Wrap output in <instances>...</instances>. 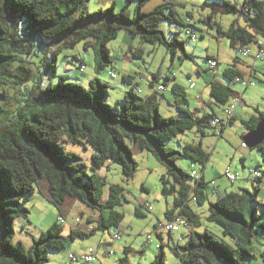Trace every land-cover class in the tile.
<instances>
[{"label":"trees","instance_id":"trees-1","mask_svg":"<svg viewBox=\"0 0 264 264\" xmlns=\"http://www.w3.org/2000/svg\"><path fill=\"white\" fill-rule=\"evenodd\" d=\"M87 1L0 0V100H4L0 101V264H43L49 250L65 247L67 238L58 220L33 239L28 250L21 242H12V223L17 217H27L24 203L40 180L47 183L48 193L58 205L69 196L99 212L95 228L105 231L110 226H119L123 215L115 207L121 204L122 187L111 184L107 198L101 201L105 180L96 169L110 161L120 166L125 179L133 177L137 162L131 146L150 151L165 167L160 176L161 192L177 193L172 207L164 212L167 219L177 214L187 220L188 227L200 225L199 215L190 205L192 193L195 203L207 201L206 219L220 225L223 235L231 239V242L219 239L208 229H190L182 235V243L173 241L172 249L180 263L242 264L244 257L254 255L258 232L264 236V204L259 196L263 179L251 178L255 182L251 189L226 191L209 201L203 174L196 179L191 170L187 172L176 164L177 158L186 157L190 168L200 164L202 171L209 153L201 143H184L180 150L166 143L186 130L196 128L204 135L206 127L215 129L211 124V119L218 117L214 111L197 116L187 106L185 89L173 82L172 103L178 115L163 116L158 98L162 91L155 89L159 83L156 74L149 82L154 90L148 95L140 94L137 82L133 83L134 76L122 74L121 81L126 86L123 99L110 105L106 101L108 85L97 76L88 79L87 86L82 81L69 80L65 74L57 75L56 71L61 48H73L81 41L84 47L92 46L94 50V69L103 70L111 62L107 42L116 37L119 28L126 29L131 36L140 35L145 42L163 45L171 59L178 50L187 55L183 40L176 36L167 39L159 27L161 20L186 23L169 1L143 11L141 5L145 0H138L132 13L128 1L119 11L110 7L93 12L86 10ZM217 1L222 12L238 13L243 22L237 19L223 28L214 19L212 5L210 12L199 18L206 29L225 36L229 45L238 49L252 44L259 35L264 38V0H243L239 6L229 0ZM77 67L84 73L82 60ZM222 75L230 83L243 77L235 65L224 68ZM54 77L56 81L52 83ZM161 84L165 86L166 82ZM208 86L212 100L221 105L234 92L230 84L214 79L208 81ZM10 89L12 95L8 94ZM255 112L243 121L248 132L264 117V109L255 108ZM223 128L221 124L219 130ZM67 144L90 146L94 150L89 165L91 173L77 154L67 151ZM253 148L264 161V139ZM136 213L143 215L138 208ZM59 215L63 216L62 212ZM95 228L72 229L69 238L86 237ZM156 235L162 240L160 233ZM163 246L158 245L149 264H165ZM130 251L129 246L123 248L120 264H128Z\"/></svg>","mask_w":264,"mask_h":264},{"label":"rangeland","instance_id":"rangeland-1","mask_svg":"<svg viewBox=\"0 0 264 264\" xmlns=\"http://www.w3.org/2000/svg\"><path fill=\"white\" fill-rule=\"evenodd\" d=\"M127 1L128 10L132 13L138 0H88L86 10L93 12L113 7L114 11H119ZM163 1L174 3L177 15L186 25L161 20L159 27L167 39L176 36L179 40H183L184 51L187 55L178 50L171 59L169 51L163 45L145 42L140 35L131 36L126 29L119 28L116 37L107 42L111 62L103 70L96 71L94 69V50L92 46L84 47L83 41H81L76 43L73 48H61L56 64L57 75L65 74L69 80L80 83L82 81L87 86L88 79L97 76L102 82L107 83L106 101L113 105L115 101L123 99L124 91H126V86L121 81L122 74L131 73L134 75L137 85L146 87L148 90L150 88L146 85L147 80L154 73L158 76L157 82H166L165 89L158 93L160 113L163 116H176L178 114L172 103L173 93L171 92L173 81L172 79H165L166 75L174 74L177 76L176 82L185 89L191 111L196 109L197 116L214 111L219 118H223L224 105L217 104L213 100L210 104L208 102L212 99L209 95V79L217 81L220 78L221 81L227 83L228 81L222 75L224 68L235 65L247 73L249 66L254 65L252 68L254 69L252 73L253 85H249L244 90L241 82L230 83L234 92H243V98L235 111V119L224 126L220 137H217L213 128L206 127L204 135H201L194 128L186 130L175 139L166 142L178 150L184 143H201L202 148L209 153L206 162V177H209L210 174L212 181L208 180L207 187L214 193H216V185L213 184L216 180L221 188H226V191H237L243 188L245 183L248 185L247 188L251 189L252 186L244 179V175H247L249 167H252L254 163V160H251L253 155L261 154L256 148H241L240 143L243 141V136L248 132L243 121L256 113L255 108L264 109V60H256L251 64V56L255 51L254 44H249L248 47L251 52L248 55H243L240 49L229 45L225 36L216 35L213 29H206L199 21V18L205 17L210 12L213 5L215 6L214 19L223 28H227L237 19L239 22H243L242 18L238 17V13L222 12L217 6V0H145L141 9L149 11ZM229 1L239 6L243 0ZM204 3H206L205 6H203ZM188 13L191 14V17ZM192 33L197 37L195 42L191 40L190 35ZM258 38L264 47V38L260 35ZM206 56L214 57L217 60L218 65L215 69L212 70L209 67ZM81 60L85 64L84 73H81L77 67ZM111 71L116 73L115 78L108 76ZM56 77L52 78V83L56 81ZM191 83H193V87H190ZM8 94L12 95L11 89L8 90ZM66 147L67 151L74 152L80 157L81 162L86 165L88 173H91L89 165L94 150L90 146L83 147L78 144H67ZM131 151L137 162L133 177L125 179L120 166L110 161L96 169V173L105 180L101 201H105L107 198L111 184H118L122 187L121 204L115 207L123 215L119 226H110L105 231L95 228L86 237L75 236L70 239V231L72 229L80 230L81 224L84 223L83 217L87 215L85 211L91 209L78 199L69 197L63 205L66 210L65 216L62 221H58L62 227V234L67 238L65 247L59 250H49L48 259L43 264H120L119 259L122 257L123 248L126 246L131 247V251L128 253V264H149L161 243L164 245L165 264H181L178 255L172 249L173 242L169 233L165 231L164 238L160 240L153 231L154 223L165 221L164 212L167 208L172 207L173 198L177 193L164 195L161 192L160 176L165 173V167L156 160L150 151L139 150L136 146H131ZM250 153L251 155H249ZM243 154H246L247 157L245 167L242 165ZM176 164L187 172L191 170L190 162L186 157L177 158ZM227 166H230L231 171L237 173V178L234 181L228 180L223 175ZM201 168L200 164L195 165V169L200 171ZM44 182L39 181L33 196H30L29 200L24 203L28 209L27 217H17L12 223V242H21L26 250L31 247L33 239L57 221L61 212L60 206L43 190ZM260 195L263 196L264 193L261 192ZM190 203L199 213L201 224L197 227V231L208 229L217 238L231 242L229 236L223 235L220 225L205 218L207 201L203 204H195L192 201ZM136 208L140 209L143 215H138ZM107 213L108 210H105L106 215ZM76 217L82 221L75 223ZM180 229L183 230V227ZM181 230L173 233L176 239L181 237L180 243L183 242ZM115 232H120V237L117 239L112 237ZM148 233H151V242L146 240ZM258 234V241L253 244L254 255L244 257L242 264H264V236L260 232ZM89 248L96 251L91 262L87 263L82 259L72 261L68 257L69 253L77 255L86 253Z\"/></svg>","mask_w":264,"mask_h":264},{"label":"built area","instance_id":"built-area-1","mask_svg":"<svg viewBox=\"0 0 264 264\" xmlns=\"http://www.w3.org/2000/svg\"><path fill=\"white\" fill-rule=\"evenodd\" d=\"M191 40L193 42H195L197 40V37L195 36L194 33H192L190 35ZM255 45V51L253 52L252 58L253 60H264V47L262 45V42L259 40V38H255L254 42L252 43ZM241 53L243 55H248L251 50L250 48L247 46L241 47L239 48ZM209 63V67L213 70V68L215 69V67H217L218 62L216 59H209L208 60ZM111 77H115L116 73L114 71H111L110 73ZM235 81H240L242 82L243 85L247 86V85H253V81L251 78H242V77H237L235 78ZM190 87H193V83L190 84ZM155 89L159 90V91H163L165 89V86L162 85L161 83H157V85L155 86ZM241 102V96L239 94H236V96H234V98L227 102L224 107H223V118H219V117H215L211 120V124L215 127H220L221 124L226 125L227 123H229L231 121V119L233 118V114L234 111L236 109V107L240 104ZM218 133L220 134V130L218 131ZM240 147L244 148L247 147V144L245 142H241ZM202 171L195 169L194 166H191V175L198 179L201 175ZM223 175L230 181H234L237 178V173L234 171H231L230 166H227L224 170ZM249 177L251 178H255V179H263L262 182L259 184L261 187L264 188V169L261 168H250L249 169ZM192 187H194V184L192 185ZM192 202H196V198L193 196V194H190V197ZM63 216L59 215L58 216V221H62L63 220ZM80 221V218L76 217L75 218V223H78ZM188 222L187 220L182 217V216H177V214H174V216L170 219H165L164 222H157L154 226V233H161L162 231H166L169 233H174L176 231H178L181 227L183 228H187L188 227ZM93 228L92 226H90L88 229ZM113 239H117L120 237V233L119 232H115L112 235ZM152 236L151 233H148L146 236V240L148 242H151ZM96 254V251H94L92 248H89L88 251L86 253L83 254H75V253H69L68 257L70 260L72 261H78L79 259H82L85 262H91L94 259V255Z\"/></svg>","mask_w":264,"mask_h":264},{"label":"crops","instance_id":"crops-1","mask_svg":"<svg viewBox=\"0 0 264 264\" xmlns=\"http://www.w3.org/2000/svg\"><path fill=\"white\" fill-rule=\"evenodd\" d=\"M197 41V40H196ZM251 59H252V63L251 64H253V61H256V60H253V58H252V56H251ZM253 66L254 65H250L249 66V71L246 73V72H243L242 71V73H243V77L242 78H251L252 79V73L254 72V69H252L253 68ZM238 68V67H237ZM263 68H264V64H263ZM238 69H240V68H238ZM241 70V69H240ZM128 74H131V73H128ZM132 75V74H131ZM132 76H134V75H132ZM153 76H154V73H152L151 74V77H150V79L149 80H147V86H149V82L152 80V78H153ZM167 77H169V80H171L172 78V81L173 82H176V78H177V76L176 75H166ZM157 78H158V76H157ZM210 80V79H209ZM217 81H219V82H223V81H221V79L219 78V80H217ZM253 81V80H252ZM137 81L135 80V77L133 78V83H136ZM172 82V83H173ZM234 82H240V81H234ZM224 84H230V82H227V83H225V82H223ZM242 83V82H241ZM243 85V84H242ZM249 85H247V86H245V85H243V87H244V90H246L247 89V87H248ZM139 87V89H140V94L141 95H148L149 93H151L153 90H154V88H151L150 86L148 87V88H150V89H146V87H142V86H138ZM243 93V92H242ZM242 93H239V92H237V91H235V92H233V95H232V97L230 98V100L229 101H231L233 98H234V96H236V94H239L240 96H241V100H242V98H243V94ZM211 98V97H210ZM168 100V99H167ZM212 101V99L210 100V101H208L209 102V104H210V102ZM228 101V102H229ZM187 106H188V102H187ZM203 106H205V105H203ZM238 107V106H237ZM237 107H236V109H237ZM188 108H189V106H188ZM236 109H235V111H236ZM177 111V110H176ZM235 111H234V114H233V118L235 119V117L234 116H236L235 115ZM195 114L197 113V110L195 109L194 111H193ZM197 115V114H196ZM225 126V125H224ZM215 134L217 135V137H220L221 135H222V131H220V134L218 133V131H219V128L218 127H216L215 129ZM242 142H245L244 140L242 141ZM241 144V143H240ZM248 147V146H247ZM247 147H242L243 149H245V148H247ZM249 155H251V153L249 154ZM260 157V159H259V157ZM253 155V158H251V160H254V163H253V165H252V167H249V169L250 168H253V167H258V168H261V169H264V161H263V158H262V156L261 155ZM246 154H243V156H242V165H243V167H245V163H246ZM206 171H207V168H206V164H205V166L203 167V170H202V174H203V177H204V180L206 181V182H208V180H211V175L209 174V177H206ZM244 179H246L247 181H248V183H249V185H251V186H253L254 184H255V182L251 179V177H249V171L247 172V175L245 174L244 175ZM209 178V179H208ZM212 181V180H211ZM213 183V182H212ZM247 183V184H248ZM213 185H216V187H215V189H216V193H214V191L213 190H210V189H208V187H206V193H207V198H208V200L209 201H214L217 197H218V195H220V194H222V193H224V192H226V188L225 187H223V188H221L220 187V185H219V183H217V180L215 181V183L213 184ZM43 186H44V188H43V190L44 191H46V193H48V190H47V183L46 182H44V184H43ZM247 186L248 185H246V183L243 185V188H247ZM210 190V191H209ZM261 192H263L264 193V188H262V190H260V193ZM35 193V192H34ZM33 193V194H34ZM45 193V194H46ZM259 193V194H260ZM50 198H51V196L49 195V193L47 194ZM33 196V195H32ZM32 198V197H31ZM69 198V196H67L66 198H65V201L67 200ZM72 198V197H71ZM260 198H261V201H262V203L264 204V195L263 196H261L260 195ZM52 199V198H51ZM72 199H75V198H72ZM65 201L61 204V205H59L60 206V210H61V212H62V214H63V217L65 216L64 215V213H65V209H64V206L63 205H65ZM192 203H195V202H192ZM195 204H197V203H195ZM190 205H191V207H192V209L195 211V212H197L198 213V211H197V209L195 208V207H193L192 206V204L190 203ZM88 207V206H87ZM207 208V207H206ZM91 210H86L85 212H87V215H85L83 218H84V223H82L81 224V228H80V230H84V231H87V228H89L90 226H92L93 228H95L96 227V219H97V217L99 216V212H97V211H95V209H92V208H90ZM82 214H84V211H82ZM103 214H104V212H103ZM198 215H199V213H198ZM205 218H206V212H205ZM165 219H166V217H165ZM200 220V219H199ZM80 221H82V219H80ZM79 221V222H80ZM200 224H201V221H200ZM154 225H155V223H154ZM72 226V225H71ZM78 226H80L79 224H78ZM190 227H187V228H183V230H181V229H179V230H181L180 232H181V235H186L189 231H190V229L192 230V229H197V227H195V226H193V224H191V225H189ZM78 228V227H77ZM86 229V230H85ZM120 233V232H119ZM161 237L162 238H164L163 237V235H164V231H162L161 233ZM170 238L172 239V242L174 241H176V242H180V240H181V237H179L178 239H176L175 237H174V234L172 233V234H170ZM182 241V240H181Z\"/></svg>","mask_w":264,"mask_h":264},{"label":"water","instance_id":"water-1","mask_svg":"<svg viewBox=\"0 0 264 264\" xmlns=\"http://www.w3.org/2000/svg\"><path fill=\"white\" fill-rule=\"evenodd\" d=\"M264 139V117L260 118L255 127L243 136L248 148H253Z\"/></svg>","mask_w":264,"mask_h":264},{"label":"bare ground","instance_id":"bare-ground-1","mask_svg":"<svg viewBox=\"0 0 264 264\" xmlns=\"http://www.w3.org/2000/svg\"><path fill=\"white\" fill-rule=\"evenodd\" d=\"M235 117V116H234ZM262 180V179H261Z\"/></svg>","mask_w":264,"mask_h":264}]
</instances>
